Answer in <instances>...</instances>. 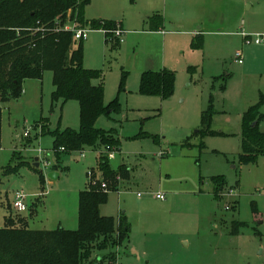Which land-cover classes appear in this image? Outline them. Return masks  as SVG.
Here are the masks:
<instances>
[{"label":"rangeland","instance_id":"obj_1","mask_svg":"<svg viewBox=\"0 0 264 264\" xmlns=\"http://www.w3.org/2000/svg\"><path fill=\"white\" fill-rule=\"evenodd\" d=\"M85 15L122 27L120 37L118 26L110 29L113 38L88 27L82 39L85 66L103 72L106 105L118 99L121 106L97 122L119 130L121 149L109 153L108 161L116 172L131 170L129 178L115 177L119 186L100 207L117 225L126 213L131 225L117 264H264V153L240 161L245 112L262 99L264 113V53L250 44L244 63L234 58L244 46L242 30L264 33V0H91ZM156 17L162 20L158 27ZM198 33L202 43L194 46ZM165 69L175 74L173 93L142 94V74ZM23 88L1 106L4 202L23 191L30 205L38 203L34 212L20 214L30 228L77 229L88 171L111 184L100 176L104 149L55 154L53 132L79 130L80 105L53 102L51 71L42 80H25ZM205 111L211 113L209 128ZM259 129L264 132V118ZM36 157L39 168L31 166ZM9 164L16 173L6 176L2 170ZM52 171L57 179L49 177ZM214 176L225 177L219 195ZM159 192L165 200L156 198ZM234 220L241 222L238 234L232 232Z\"/></svg>","mask_w":264,"mask_h":264},{"label":"trees","instance_id":"obj_2","mask_svg":"<svg viewBox=\"0 0 264 264\" xmlns=\"http://www.w3.org/2000/svg\"><path fill=\"white\" fill-rule=\"evenodd\" d=\"M90 2L0 0V140L2 104L23 94L25 80H42L46 71H51L55 86L53 102L65 104L76 100L80 105V129L59 128L53 132L55 154L103 148L99 158L100 176L111 181L109 188L108 184L103 188L100 185L102 180L97 178L96 184L91 180L80 192L77 229L30 228L27 220L18 215L20 213L13 212L10 202L5 204L0 187V264H117L118 248L127 245L129 240L131 225L127 215L122 213L117 225L113 216L103 215L100 211L101 205L108 200L109 191L119 186L115 177L120 174L129 178L131 175L130 169L124 166L116 172L108 161L109 153L121 149L119 130L97 126L102 115L117 113L121 111V106L118 99L106 105L103 72L85 66L82 40L78 42L67 28L75 22L84 27L105 30L107 38L110 36V29L118 25L113 20H88L85 13ZM156 18L158 27L162 20ZM202 37L201 33L197 34L194 46L202 43ZM174 86L175 74L168 69L146 71L141 76L142 94L166 98L173 93ZM262 102L261 99L251 106L243 116L242 163L255 161L260 153H264V132L259 129V123L264 118V113L260 111ZM208 111L203 115V123L209 128L211 113ZM17 157V153L14 154L13 160ZM31 166L36 168L35 164ZM2 172L6 176L13 175L16 167L9 164ZM212 179L219 195L225 185V177L214 176ZM6 206L7 215L2 224L1 213ZM37 207L35 201L29 205L31 212ZM240 227L241 222L234 220L232 232L238 234ZM95 252H98L96 256Z\"/></svg>","mask_w":264,"mask_h":264},{"label":"built area","instance_id":"obj_3","mask_svg":"<svg viewBox=\"0 0 264 264\" xmlns=\"http://www.w3.org/2000/svg\"><path fill=\"white\" fill-rule=\"evenodd\" d=\"M71 32H73L74 34V38L76 40H82L85 39L88 35V26H81L79 24H76L75 22L70 23L67 27ZM105 31V30H104ZM115 34L120 37L122 34V30L119 28L117 30H115ZM241 35L243 36V42L244 45H250V44H254V45H263L264 46V33H248V32H241ZM235 61L238 63H243L244 62V52L243 49H238L235 52ZM26 136H29V131L25 132ZM88 176L91 178L93 183H97L98 180L97 178L94 176V172L93 171H88ZM103 188L107 187V183L106 182H102L101 183ZM232 192V189H231ZM156 198L160 199V200H165L166 199V195L159 192L156 194ZM28 199V194L23 192V191H17L15 193L13 202L11 203V207L13 212L16 213H22L25 211H28L29 209V204L27 202ZM228 208V206H227Z\"/></svg>","mask_w":264,"mask_h":264},{"label":"crops","instance_id":"obj_4","mask_svg":"<svg viewBox=\"0 0 264 264\" xmlns=\"http://www.w3.org/2000/svg\"><path fill=\"white\" fill-rule=\"evenodd\" d=\"M91 3V2H90ZM86 16V15H85ZM89 20H92V19H89ZM95 20H109V19H107V18H104V17H99V18H96ZM99 30V29H98ZM242 32H246L245 30H242ZM255 33V32H254ZM238 34H239V32H238ZM240 36L242 37V39H243V36L241 35V33H240ZM243 45H244V42H243ZM251 45H254V44H251ZM245 46L246 45H244L243 46V48H241V49H243V52L245 53ZM250 49H255V51H257V52H259V53H264V46L263 45H256V46H251L250 47ZM238 50V49H237ZM244 63V62H243ZM131 171V170H130ZM131 176V175H130ZM146 201V199H144V196H142V197H140L139 198V203L140 204H142V203H144ZM11 203V202H10ZM161 204H163V205H166V204H168V200H166L165 202H160ZM29 204V203H28ZM30 205V204H29ZM124 213V212H123ZM21 214V213H20ZM20 214H18V215H20ZM126 214V213H125ZM104 215V214H103ZM22 217V216H21ZM23 218V217H22ZM25 221H26V219H25Z\"/></svg>","mask_w":264,"mask_h":264},{"label":"water","instance_id":"obj_5","mask_svg":"<svg viewBox=\"0 0 264 264\" xmlns=\"http://www.w3.org/2000/svg\"><path fill=\"white\" fill-rule=\"evenodd\" d=\"M39 160H40L39 157H36V158H35V161H36V162H35V166L38 167V168H39V166H40V162H39ZM49 177H50L51 179H57V178L59 177V173L56 172V171H52V172L49 173Z\"/></svg>","mask_w":264,"mask_h":264}]
</instances>
